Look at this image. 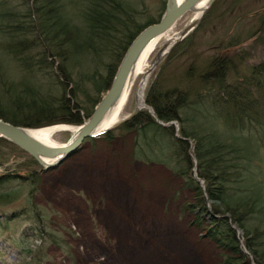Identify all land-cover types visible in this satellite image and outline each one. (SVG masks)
<instances>
[{
	"label": "trees",
	"instance_id": "trees-1",
	"mask_svg": "<svg viewBox=\"0 0 264 264\" xmlns=\"http://www.w3.org/2000/svg\"><path fill=\"white\" fill-rule=\"evenodd\" d=\"M243 1L222 11L215 2L163 60L143 97L152 113L140 109L101 134L107 143L132 134V160L164 165L192 191L185 208L191 225L219 249L217 264H250V258L264 264V0L232 12ZM165 2L0 0V118L28 128L80 125L109 88L130 42L159 20ZM224 15L239 24L217 33ZM231 48V56L219 55ZM8 62L46 80L12 82ZM1 147L0 207L20 195L22 187L5 189L14 181L28 191L20 211L0 219V233L17 236L12 243L9 235L2 239L0 264H8L1 256L12 247L17 261L46 264V244L67 243L65 228L50 226L52 211L33 200L42 167L2 137ZM24 222L29 225L20 228Z\"/></svg>",
	"mask_w": 264,
	"mask_h": 264
},
{
	"label": "rangeland",
	"instance_id": "rangeland-1",
	"mask_svg": "<svg viewBox=\"0 0 264 264\" xmlns=\"http://www.w3.org/2000/svg\"><path fill=\"white\" fill-rule=\"evenodd\" d=\"M233 1L215 0L214 3L217 2L219 11H222ZM243 4L233 5L232 12L242 7L243 10H250L261 6L259 1L254 0H245ZM260 10L256 9L252 14ZM193 15L189 11L184 13L167 32L156 39L153 50L143 62V70L147 71L143 97L163 60L197 29L205 16L190 26ZM248 21H243L241 25L246 27ZM218 23L221 25H217V33H224L231 31L239 21L224 15ZM209 30L205 31L207 39ZM179 33L183 35L149 69L148 65L164 48L166 39ZM205 44L204 40L199 44V49H204ZM234 50H222L219 55L231 56ZM258 55L260 53L256 57ZM179 63L175 62L173 68ZM8 64L9 68L5 70L11 72L7 78L12 82L19 83L24 77L31 83H43L46 80L36 70L28 72L19 69L13 62ZM143 78V73L135 78L116 123L136 108H146L151 112L144 99V104L137 107V89ZM101 134L85 140L59 165L40 172L41 182L34 192L33 200L52 211L50 226L65 228L63 239L67 243V247L46 244V264H217L220 261L219 249L203 236L202 230L191 225L193 214L185 208L186 203L192 201V191L184 187L182 180L164 165L132 160L129 156L132 134L110 143L105 142ZM72 135L69 130H57L52 135V141L63 144ZM13 160L10 155L7 164ZM3 169L0 166V171ZM19 183L14 181L5 188L17 190L22 187L14 202L0 207V219L12 211H20L26 203L27 186L23 182ZM25 225L29 223H22L20 228ZM6 235L10 236V243L17 238L10 232L0 233V244ZM38 242L36 240L31 247L36 248L34 246ZM12 248L5 249L2 260L8 264H23L20 259L17 261ZM250 264H254L251 258Z\"/></svg>",
	"mask_w": 264,
	"mask_h": 264
},
{
	"label": "water",
	"instance_id": "water-1",
	"mask_svg": "<svg viewBox=\"0 0 264 264\" xmlns=\"http://www.w3.org/2000/svg\"><path fill=\"white\" fill-rule=\"evenodd\" d=\"M214 1L215 0H166L164 10L159 20L145 26L133 38L117 66L109 88L103 93L89 117L80 125H76L78 126L77 133L71 136L65 143H45L32 135L28 127L14 125L1 118L0 138L7 139L15 146L31 155L42 167V170H48L59 165L62 161L71 156L87 138L99 134L95 131L101 125L106 114L119 100L124 87L131 77L135 64L147 46L167 32L184 13L188 11L196 13L202 10L203 17ZM139 109L140 108L134 109L129 116L116 124L130 119ZM170 124L172 123H168V125ZM115 125L107 127L101 132L103 133Z\"/></svg>",
	"mask_w": 264,
	"mask_h": 264
},
{
	"label": "bare ground",
	"instance_id": "bare-ground-1",
	"mask_svg": "<svg viewBox=\"0 0 264 264\" xmlns=\"http://www.w3.org/2000/svg\"><path fill=\"white\" fill-rule=\"evenodd\" d=\"M202 10L197 11L196 13H194L192 19H191V25H194L195 23H197V21H199L202 17ZM183 34H177L176 36L172 37V38H167V42L164 46V48L159 52V54L154 58V60L151 62V64H149V69L153 68L156 63L163 57V55L166 53L167 49L169 46H171L173 43H175L180 36H182ZM155 42L156 40H154L153 42H151L149 44V46H147V48L143 51V53L141 54L139 60L137 61V63L135 64L132 73H131V77L129 79V81L127 82L126 86L123 89V92L119 98V100L117 101V103L110 109V111L106 114V116L104 117L101 125L99 126V128H97V130L95 132L100 133L101 131H103L104 129H106L107 127H110L112 125H114L119 117H120V113L130 95L133 83L135 78L143 73L144 74V78L142 79L138 89H137V94H136V102H137V107H141L144 102H143V84L145 82L146 76H147V71L143 70V62L147 59L149 53L153 50L154 46H155ZM139 78V77H138ZM145 106V105H144ZM122 117V116H121ZM63 129H68L69 131H71L73 133L72 136H74L77 133V129L78 126L76 125H52V126H46V127H41V128H29L30 133H32V135H34L37 139L45 142V143H49V144H56L55 142L52 141V135L57 131V130H63Z\"/></svg>",
	"mask_w": 264,
	"mask_h": 264
}]
</instances>
